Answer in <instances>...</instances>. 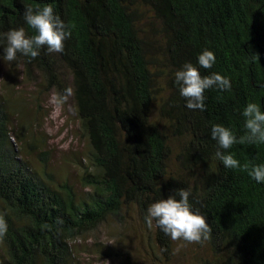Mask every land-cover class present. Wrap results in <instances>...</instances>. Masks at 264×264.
Listing matches in <instances>:
<instances>
[{"label": "trees", "instance_id": "trees-1", "mask_svg": "<svg viewBox=\"0 0 264 264\" xmlns=\"http://www.w3.org/2000/svg\"><path fill=\"white\" fill-rule=\"evenodd\" d=\"M45 4L70 31L63 51L0 60L7 69L0 91V220L7 225L0 264H79L74 240L131 220L150 260L171 264L173 240L144 217L151 203L179 188L206 218L209 238L201 241L214 264H264V184L225 169L210 138L212 124L244 135L247 102L264 110V0H0V34L24 27L35 35L22 14ZM204 49L215 56L209 69L196 62ZM185 63L201 76H227L230 91L207 89L204 110L187 109L174 84ZM19 76L39 95L71 97L85 148L79 189L56 176L47 150L39 153L37 124L13 97ZM227 151L241 164L264 163V144ZM105 254L121 259L124 251Z\"/></svg>", "mask_w": 264, "mask_h": 264}, {"label": "clouds", "instance_id": "clouds-1", "mask_svg": "<svg viewBox=\"0 0 264 264\" xmlns=\"http://www.w3.org/2000/svg\"><path fill=\"white\" fill-rule=\"evenodd\" d=\"M24 24L35 30V35L25 34L24 27L9 28L7 32L0 34L5 46L0 49L2 61H14L20 56L36 58L41 48L46 52H62L64 42L69 38L70 31L66 23L53 12L51 4L33 10L26 7L22 14ZM257 60L256 55H252ZM199 67L209 69L215 63L214 53L210 50H202L196 57ZM174 84L178 88L179 95L184 98V106L189 110L203 111L204 91L214 88L218 92H227L231 84L227 76L219 73H210L201 76L198 68L191 63H185L180 70L174 73ZM67 91V90H65ZM53 101L57 96L51 97ZM63 99V97H59ZM245 134L237 137L235 132L220 124H212L210 138L216 142L217 150L214 153L216 160L225 169L246 171L250 179L257 184H264V163L241 164L232 152L227 151L234 144H264V110L258 103L247 102L241 111ZM190 191L179 188L166 199H159L151 203L146 209L145 223L158 228L171 240L185 242H200L209 238L210 227L206 218L199 210H194L189 203ZM7 229V225L0 220V235Z\"/></svg>", "mask_w": 264, "mask_h": 264}, {"label": "rangeland", "instance_id": "rangeland-1", "mask_svg": "<svg viewBox=\"0 0 264 264\" xmlns=\"http://www.w3.org/2000/svg\"><path fill=\"white\" fill-rule=\"evenodd\" d=\"M6 78L7 69L0 64V91L3 90L1 84H5ZM15 81L12 84L15 86L13 97L25 108V114L31 122L37 124L35 136L42 138L43 146L38 150L39 153L43 149L47 150L56 176L66 178L79 189L75 178L77 162L84 155L85 148L72 110L71 97L53 101L51 97L54 93L39 95V88L33 81L25 82L20 76ZM33 98L37 100H32ZM11 137L12 145L19 148L16 138L12 134ZM31 159L35 165L40 163L38 155L32 154ZM139 238L134 221L131 220L122 229L107 222L94 232L77 238L72 245L79 264H161L150 260L147 247ZM117 249L124 251L121 259L105 256V253ZM172 250L174 259L171 264H214V256L204 241L176 240L173 241ZM161 258L164 257L161 255Z\"/></svg>", "mask_w": 264, "mask_h": 264}]
</instances>
